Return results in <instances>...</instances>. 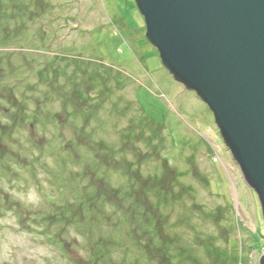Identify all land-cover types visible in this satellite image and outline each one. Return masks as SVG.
<instances>
[{"label":"rangeland","instance_id":"1","mask_svg":"<svg viewBox=\"0 0 264 264\" xmlns=\"http://www.w3.org/2000/svg\"><path fill=\"white\" fill-rule=\"evenodd\" d=\"M146 31L135 0H0V264H260L257 194Z\"/></svg>","mask_w":264,"mask_h":264},{"label":"water","instance_id":"2","mask_svg":"<svg viewBox=\"0 0 264 264\" xmlns=\"http://www.w3.org/2000/svg\"><path fill=\"white\" fill-rule=\"evenodd\" d=\"M135 2L163 65L212 110L264 220V0Z\"/></svg>","mask_w":264,"mask_h":264},{"label":"flooded vegetation","instance_id":"3","mask_svg":"<svg viewBox=\"0 0 264 264\" xmlns=\"http://www.w3.org/2000/svg\"><path fill=\"white\" fill-rule=\"evenodd\" d=\"M1 39V38H0ZM10 48H12L11 46H9ZM0 53H1V45H0ZM2 55V54H1ZM0 55V56H1ZM0 66H1V60H0ZM7 109H5V111H6Z\"/></svg>","mask_w":264,"mask_h":264},{"label":"bare ground","instance_id":"4","mask_svg":"<svg viewBox=\"0 0 264 264\" xmlns=\"http://www.w3.org/2000/svg\"><path fill=\"white\" fill-rule=\"evenodd\" d=\"M62 255H63L64 257L66 256L64 252L62 253ZM61 257H62V256H61Z\"/></svg>","mask_w":264,"mask_h":264},{"label":"built area","instance_id":"5","mask_svg":"<svg viewBox=\"0 0 264 264\" xmlns=\"http://www.w3.org/2000/svg\"><path fill=\"white\" fill-rule=\"evenodd\" d=\"M217 160V157L214 158V161ZM263 254H264V251H263Z\"/></svg>","mask_w":264,"mask_h":264}]
</instances>
